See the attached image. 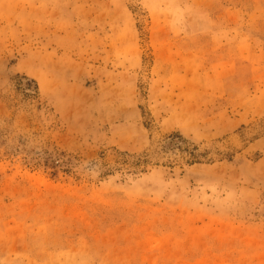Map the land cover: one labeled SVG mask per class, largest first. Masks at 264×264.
Segmentation results:
<instances>
[{
    "label": "rangeland",
    "instance_id": "374dc122",
    "mask_svg": "<svg viewBox=\"0 0 264 264\" xmlns=\"http://www.w3.org/2000/svg\"><path fill=\"white\" fill-rule=\"evenodd\" d=\"M0 264H264V0H0Z\"/></svg>",
    "mask_w": 264,
    "mask_h": 264
},
{
    "label": "trees",
    "instance_id": "16d2710c",
    "mask_svg": "<svg viewBox=\"0 0 264 264\" xmlns=\"http://www.w3.org/2000/svg\"><path fill=\"white\" fill-rule=\"evenodd\" d=\"M36 89V87H35ZM176 148L177 150L183 151L185 152L190 159L186 162L190 165L197 163L199 160L197 158V154L195 153L196 148H188L185 145V141L181 138V136L176 135V136H169L166 138L165 144H164V148L165 149H169V148ZM56 156L59 157V154H56Z\"/></svg>",
    "mask_w": 264,
    "mask_h": 264
}]
</instances>
